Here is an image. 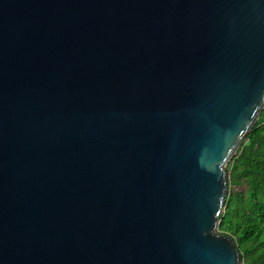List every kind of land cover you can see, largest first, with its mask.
<instances>
[{
  "label": "water",
  "instance_id": "water-1",
  "mask_svg": "<svg viewBox=\"0 0 264 264\" xmlns=\"http://www.w3.org/2000/svg\"><path fill=\"white\" fill-rule=\"evenodd\" d=\"M263 108L264 0H0V264H242Z\"/></svg>",
  "mask_w": 264,
  "mask_h": 264
},
{
  "label": "trees",
  "instance_id": "trees-1",
  "mask_svg": "<svg viewBox=\"0 0 264 264\" xmlns=\"http://www.w3.org/2000/svg\"><path fill=\"white\" fill-rule=\"evenodd\" d=\"M228 170L229 193L218 229L236 242L242 264H264V108Z\"/></svg>",
  "mask_w": 264,
  "mask_h": 264
}]
</instances>
